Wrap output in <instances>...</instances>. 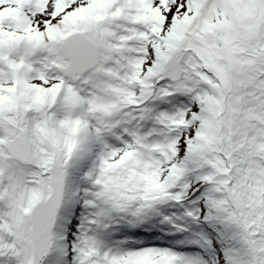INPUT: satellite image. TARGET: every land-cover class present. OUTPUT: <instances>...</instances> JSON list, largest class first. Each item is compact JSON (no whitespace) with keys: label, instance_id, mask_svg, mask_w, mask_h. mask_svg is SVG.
Instances as JSON below:
<instances>
[{"label":"snow or ice","instance_id":"6c2138e0","mask_svg":"<svg viewBox=\"0 0 264 264\" xmlns=\"http://www.w3.org/2000/svg\"><path fill=\"white\" fill-rule=\"evenodd\" d=\"M0 264H264V0H0Z\"/></svg>","mask_w":264,"mask_h":264}]
</instances>
